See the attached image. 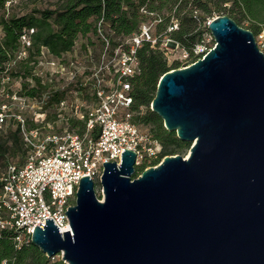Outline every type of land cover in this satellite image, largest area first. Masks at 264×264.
<instances>
[{"label":"water","instance_id":"water-1","mask_svg":"<svg viewBox=\"0 0 264 264\" xmlns=\"http://www.w3.org/2000/svg\"><path fill=\"white\" fill-rule=\"evenodd\" d=\"M216 45L158 80L151 111L192 143L136 178V153L105 162L100 200L84 176L67 212L35 227L32 243L67 264H264V52L227 15Z\"/></svg>","mask_w":264,"mask_h":264},{"label":"built area","instance_id":"built-area-1","mask_svg":"<svg viewBox=\"0 0 264 264\" xmlns=\"http://www.w3.org/2000/svg\"><path fill=\"white\" fill-rule=\"evenodd\" d=\"M142 11L155 16L146 9L142 8ZM218 16L221 15L209 19L207 25ZM159 21H148L138 32L124 37L118 36L102 17L95 24L98 43L85 46L86 63L90 65L80 64L77 57L66 59L67 53L76 52V44L63 58L47 63L55 69L50 75L43 70L37 72L35 68V73L48 81L50 88L36 98L24 97V101L32 103L30 109L36 119L54 107L57 118L53 122L57 123V130L50 132L54 124L51 127L49 122L29 130L26 119L17 116L23 140L30 151L23 163H10L0 178V237L4 231H13L16 247L20 248L25 243H32L35 227L45 224L47 218L54 219L60 232L70 231L67 212L76 204L82 178L88 176L96 185L101 181L105 162L115 160L120 164L125 149L136 153V169L144 163L146 168L162 163L163 145L154 138L151 130L142 128L136 121L143 109L134 108L133 82L142 71L138 53L149 44L151 49L164 53L172 69L186 68L204 58L216 42L208 29L210 38L201 34L200 41L191 51L182 49L181 59L173 58L172 52L178 50L180 44L171 33L179 28V23L172 20L167 30L159 33ZM34 31L24 30L23 46H31ZM209 39L213 44L208 46ZM256 40L259 50L264 52V30ZM46 52L42 49V59ZM176 62L178 65L173 67ZM56 77H60L63 84L56 86ZM55 91L63 92L64 98L49 107L48 101ZM82 95L89 100L86 106L78 104ZM71 118L83 122V135L78 132V126L71 125ZM0 120H3L2 115ZM44 128L47 132L41 137ZM95 131L98 132L96 138L92 135Z\"/></svg>","mask_w":264,"mask_h":264},{"label":"trees","instance_id":"trees-1","mask_svg":"<svg viewBox=\"0 0 264 264\" xmlns=\"http://www.w3.org/2000/svg\"><path fill=\"white\" fill-rule=\"evenodd\" d=\"M10 1L0 0V28L3 31L0 40V92L3 80L8 77L10 80L20 81L19 96L29 99L40 96L50 88L48 81H43L35 73L36 65L42 58V49H45L49 56L63 58V55L73 50L80 37L90 41L96 36L95 24L102 17L112 25L118 36L124 37L138 32L144 23L155 19L160 20L157 32L163 33L171 21L175 20L179 23V28L171 33V37L180 44L181 49L190 51L201 39V27L206 23L204 14L229 10L233 14L229 17L240 26H243L242 20L246 18L256 22L258 27H246L254 35L258 36L264 30L260 26L264 24V0H61L55 9L34 10V14L22 15H12L8 12L7 3ZM142 8L155 16L145 14ZM37 13L40 16L36 15ZM25 29H35L29 47L21 43ZM90 44L93 43L90 41ZM22 52L26 54L22 56ZM138 54L142 71L133 82L134 108L149 109L157 92L159 78L171 71L172 66L168 65L164 53L151 49L149 44H145ZM177 65L178 62L173 67ZM63 98V92L55 91L48 101V106L59 104ZM17 113L12 117L14 128L3 131L0 126V166L5 170L3 174L11 163L10 156L19 155L25 159L30 151L23 140L21 123L16 119ZM56 118L54 113L52 117L48 116L46 122L55 121ZM136 121L141 125L152 126L154 138L163 145V157L174 156L176 153L185 154L192 146L190 142L181 141L176 132H168L159 115L150 110L138 116ZM70 123L72 126H78V132L83 135V122L71 118ZM26 124L29 130L35 128V124L29 120ZM92 135L96 138L98 132L95 131ZM146 167V163L137 167L136 174L143 172ZM136 177L138 175L134 178ZM13 236V231H4L0 237V264H64L60 260L53 261L33 243H25L17 248Z\"/></svg>","mask_w":264,"mask_h":264},{"label":"rangeland","instance_id":"rangeland-1","mask_svg":"<svg viewBox=\"0 0 264 264\" xmlns=\"http://www.w3.org/2000/svg\"><path fill=\"white\" fill-rule=\"evenodd\" d=\"M60 2H61V0H11L10 2L7 3V6H8V12L10 14L22 15V14H34L35 13L34 10L44 11V10H49V9H55ZM230 6H231V2L227 6V8L229 9ZM222 13H224L227 16L233 15L232 12L229 10H224L223 12L215 11V12H212L211 14H204V16H206L205 17L206 23L202 24V27H201L202 34H205L206 37L210 38L208 36V33H207L208 32V25H207L208 22L207 21L209 19L214 18L216 15H219ZM36 15L40 16V14H38V13ZM242 21H243L242 27H244V28L251 27V26H255V27L259 26L256 22H253L252 20H249L248 18H246L245 20H242ZM260 26L262 28H264V24H261ZM2 37H3V31H2V28H0V40L2 39ZM77 41L78 42H77L76 52L75 53L70 52L69 54L67 53L65 56H66L67 60H69V59L74 60L77 57L80 64H83V63H86L85 46L87 44L90 45V41L93 44H95L96 42L98 43V40H97V37L95 36V37H92L90 39V41L87 38H82V37H80ZM212 44H213V41L209 39L208 46L212 45ZM172 53H173L172 54L173 58L181 59V56H182V49L181 48H179L178 50H176ZM25 54L26 53H24V52L21 53L22 56H24ZM52 59H56V58L49 56L46 52L45 59L41 58L42 61L39 60L38 64L36 65V71L38 72L40 70H43L44 72L49 73V75H50V72H54L55 69L52 68L51 65L49 66L47 63L50 62V60H52ZM86 64H88V63H86ZM88 65H90V64H88ZM54 82H55L54 84L56 86L63 84L62 79H60V77H56L54 79ZM20 87H21V85H20L19 80H10L8 77H5V79L3 80L2 91L0 92V107H1L0 108V112H1L0 115H2V118L5 119V121H3V122L0 120V126L3 128V131H7L8 128H10V127L14 128V126H13L14 125L13 124L14 119L12 117L15 113H17L16 111H18V113L16 114L17 120H18L17 116H21V117L26 119V123H27V120H29V122L35 124V127L39 126L41 123L44 124L48 120V116L52 117L53 114L55 113V108L52 107V109H47L45 114L42 115L40 117V119H38V118L36 119L33 115V111L30 109V105H32V103L24 101L25 98L23 96H21V97L19 96V93L21 91ZM86 98L87 97L82 95L80 97L81 102H78V104L80 106L82 103H84L85 106L88 105L89 100H88V98L87 99ZM84 100H86V101H84ZM84 109H85V107L82 108V110H84ZM151 109H152V103H151L149 109H147L145 107L142 109V115L147 113L148 110L151 111ZM49 124L52 127L54 122L53 121L49 122ZM56 124L53 125L52 129H49L50 132L57 130ZM163 126H164V124H163ZM141 127L149 129L152 131V129H151L152 126L150 124H143V125H141ZM46 128H47V126H46ZM45 132H47V130L45 128L41 130V137L45 134ZM176 154L182 155V156H184V158H187L189 155V151L186 152L185 154H181V153H176ZM23 160H25V159H22L21 156H19V155L15 156V157H12V156L9 157V162L15 163V164H21V163H23ZM4 171L5 170L4 169L2 170L1 166H0V176H2ZM136 175L140 176L139 173L138 174L135 173V176ZM95 190L97 192L98 198L100 200H102L104 198V194L102 191V186H101L100 180L96 184ZM52 260L53 261L60 260L64 264H67L63 258V253L56 255V257L52 258Z\"/></svg>","mask_w":264,"mask_h":264}]
</instances>
